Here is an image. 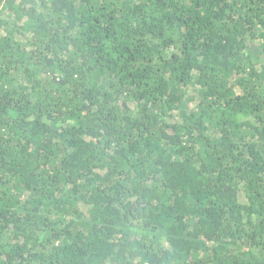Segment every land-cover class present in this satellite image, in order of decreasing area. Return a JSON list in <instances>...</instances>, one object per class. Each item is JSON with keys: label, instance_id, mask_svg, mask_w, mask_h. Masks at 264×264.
Here are the masks:
<instances>
[{"label": "trees", "instance_id": "16d2710c", "mask_svg": "<svg viewBox=\"0 0 264 264\" xmlns=\"http://www.w3.org/2000/svg\"><path fill=\"white\" fill-rule=\"evenodd\" d=\"M0 264H264V0H0Z\"/></svg>", "mask_w": 264, "mask_h": 264}]
</instances>
